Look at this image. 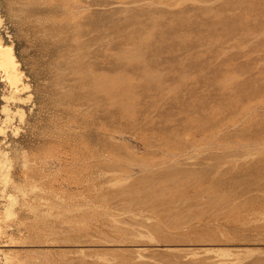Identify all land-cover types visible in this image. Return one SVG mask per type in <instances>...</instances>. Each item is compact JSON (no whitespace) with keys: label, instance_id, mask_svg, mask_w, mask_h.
Instances as JSON below:
<instances>
[{"label":"rangeland","instance_id":"obj_1","mask_svg":"<svg viewBox=\"0 0 264 264\" xmlns=\"http://www.w3.org/2000/svg\"><path fill=\"white\" fill-rule=\"evenodd\" d=\"M0 39V264H264V0H0Z\"/></svg>","mask_w":264,"mask_h":264},{"label":"bare ground","instance_id":"obj_2","mask_svg":"<svg viewBox=\"0 0 264 264\" xmlns=\"http://www.w3.org/2000/svg\"><path fill=\"white\" fill-rule=\"evenodd\" d=\"M2 45L3 44H1V39H0V66L3 69L4 73L6 74V76L9 77L10 82H11V84H13L15 90H17V89H19L18 88L19 84L16 83L17 82V74H16L17 62L14 59V55L12 54L11 49L10 48H3Z\"/></svg>","mask_w":264,"mask_h":264}]
</instances>
